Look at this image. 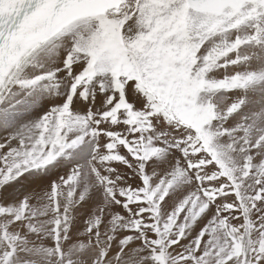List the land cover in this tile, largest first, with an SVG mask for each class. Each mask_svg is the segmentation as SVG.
Listing matches in <instances>:
<instances>
[{
	"label": "snow or ice",
	"instance_id": "6c2138e0",
	"mask_svg": "<svg viewBox=\"0 0 264 264\" xmlns=\"http://www.w3.org/2000/svg\"><path fill=\"white\" fill-rule=\"evenodd\" d=\"M0 264H264V0H0Z\"/></svg>",
	"mask_w": 264,
	"mask_h": 264
}]
</instances>
